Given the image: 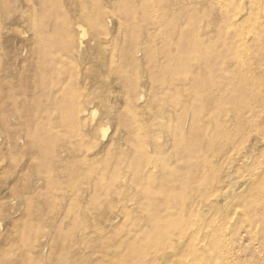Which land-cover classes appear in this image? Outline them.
<instances>
[{
  "label": "rangeland",
  "instance_id": "1",
  "mask_svg": "<svg viewBox=\"0 0 264 264\" xmlns=\"http://www.w3.org/2000/svg\"><path fill=\"white\" fill-rule=\"evenodd\" d=\"M0 83V264H261L264 0H0Z\"/></svg>",
  "mask_w": 264,
  "mask_h": 264
},
{
  "label": "bare ground",
  "instance_id": "2",
  "mask_svg": "<svg viewBox=\"0 0 264 264\" xmlns=\"http://www.w3.org/2000/svg\"><path fill=\"white\" fill-rule=\"evenodd\" d=\"M244 1V0H243ZM245 5V4H244ZM244 12V11H243ZM246 13V12H245ZM241 16V15H240ZM168 22V21H167ZM169 23V22H168ZM171 23V22H170ZM170 23H169V25H170ZM175 25V24H174ZM183 33V32H182ZM83 35V34H82ZM180 40V39H179ZM70 42H72V41H66L65 42V44L63 43V44H61V48L63 49L64 47L66 48V49H69L70 47H71V43ZM185 42H187V40L185 41ZM81 44V43H80ZM183 45V44H182ZM186 45V44H185ZM211 45V44H210ZM81 46V45H80ZM72 47H73V44H72ZM183 47H184V45H183ZM212 47V46H211ZM77 48V47H76ZM75 48V49H76ZM81 48V47H80ZM186 48V47H185ZM184 48V49H185ZM65 49V50H66ZM71 49V48H70ZM75 49H74V51L73 52H75ZM78 49V48H77ZM211 50V49H210ZM77 51V50H76ZM67 52H71V51H68L67 50ZM78 52V51H77ZM203 53H204V51H203ZM180 61V60H179ZM191 61V60H190ZM215 61V60H214ZM181 62V61H180ZM215 64V63H214ZM215 74V73H214ZM4 78V77H3ZM200 79V78H199ZM202 79V80H201ZM201 83H204V85H213L214 86V81L212 80V78H209L208 76H206V81H205V76L203 77V76H201ZM200 80H198L199 81V83H200ZM2 83V82H1ZM0 83V87H1V84ZM10 83V82H9ZM8 83V84H9ZM194 83H196V82H194ZM4 84V83H3ZM29 84V83H28ZM5 85V84H4ZM203 85V84H202ZM13 86V85H12ZM35 88L36 87H39L38 88V91H43V89H41L43 86H42V84L41 83H37L35 86H34ZM207 87H209V86H207ZM6 89V87H3L2 89ZM24 89V88H23ZM1 90V89H0ZM25 90H26V88H25ZM27 90H30V87L27 89ZM33 90H35L34 88H33ZM41 91H40V93H41ZM13 92V91H12ZM21 92H23V91H21ZM25 92V91H24ZM24 92H23V94H24ZM1 93L3 94V91L1 92L0 91V98L5 94H3L2 96H1ZM14 93V92H13ZM12 93V94H13ZM18 93H19V91H18ZM31 93V92H30ZM35 93V92H34ZM8 94V93H7ZM21 94V93H20ZM28 94V93H27ZM11 94H9V95H7V97H5L6 98V100L8 99V100H10V103H12L13 102V96L11 97L10 96ZM31 95H32V93H31ZM22 96V95H21ZM26 96V95H25ZM28 96V95H27ZM33 96V95H32ZM34 96H35V94H34ZM37 97H38V95H37ZM36 97V98H37ZM4 97H2V99H3ZM18 98H19V96H18ZM19 99H21V98H19ZM19 99H17V100H19ZM25 99V98H24ZM24 99H23V101H24ZM27 99V98H26ZM32 99V98H31ZM34 99V98H33ZM1 100V99H0ZM1 102V101H0ZM7 101H5V103H6ZM15 102H17L16 100H15ZM18 102H21V100L20 101H18ZM7 103H9V101L7 102ZM23 102H21L20 103V105H23L22 104ZM19 105V106H20ZM27 106V105H26ZM26 106H22L23 108H25ZM22 107H20V108H22ZM11 108H13V107H11ZM16 108V107H15ZM19 108V109H20ZM7 109V108H6ZM8 110V109H7ZM28 110V109H27ZM21 111V112H20ZM19 112H20V114H21V122H22V127H24L25 128V130L24 131H26V133H27V136H29V138L32 136V135H34L35 136V133H29V125L27 124L29 121V116L28 117H26V109L25 110H20ZM83 111V110H82ZM86 111V110H85ZM18 112V111H17ZM80 112V111H79ZM8 113H9V111H8ZM12 113V112H11ZM14 113V112H13ZM81 113V112H80ZM10 114V113H9ZM15 114H17V113H14V115ZM19 114V113H18ZM18 114H17V116H18ZM12 115V114H11ZM10 115V116H11ZM14 115H12V116H14ZM16 116V115H15ZM20 117V116H19ZM10 118V117H9ZM13 118H15V117H13ZM28 118V119H27ZM15 120V119H14ZM16 120H19L18 118L16 119ZM15 122V121H14ZM76 122V121H75ZM19 123V122H18ZM18 128H20V130L22 129L20 126L18 127ZM23 128V129H24ZM42 130V129H41ZM20 132H22V131H19V133ZM17 134H18V131H17ZM19 135V134H18ZM18 135H17V139L16 140H18ZM24 135H25V137H26V134L24 133ZM15 136H16V134H15ZM14 136V137H15ZM105 136V130L103 131V137ZM20 137V136H19ZM33 137V136H32ZM22 139V138H21ZM20 139V141H22ZM27 139H28V137H27ZM31 139V138H30ZM37 139H39V138H37ZM36 139V140H37ZM46 139V138H45ZM16 140H14V141H16ZM31 141V140H30ZM33 141H35V140H33ZM19 142V141H18ZM25 142H27V141H25ZM15 143H17V142H15ZM27 144V143H26ZM32 144H36V142H32ZM25 145V144H24ZM37 145L39 146L38 148H39V151L41 152L40 153V155L39 156H41V154L43 155V154H45V151L47 150V149H45L44 147H43V143H42V140L40 141V140H38V142H37ZM26 148V147H25ZM33 148H34V146H33ZM28 149V147L26 148V149H24L25 150V152H26V150ZM30 149L32 150V147H30ZM37 149V148H36ZM45 149V150H44ZM51 149V148H50ZM35 150V149H34ZM38 150V149H37ZM37 150H36V152H37ZM42 150H44V153H43V151ZM29 150H27V152H28ZM48 151V150H47ZM53 151V150H52ZM31 152H33V151H31ZM35 152V153H36ZM29 153L30 152H28V153H26V154H28V156H29ZM37 153H39V152H37ZM47 153V152H46ZM31 155L30 156H32V153H30ZM53 154V153H52ZM34 155V154H33ZM56 155V154H55ZM27 156V155H26ZM27 156V157H28ZM29 156V157H30ZM36 156H34L33 158H35ZM48 157V156H47ZM248 157V156H247ZM37 158V157H36ZM41 158V157H40ZM58 158V157H57ZM246 158V157H245ZM39 159V158H38ZM56 159V158H55ZM33 160V159H32ZM47 159H45V161H46ZM54 160V159H53ZM34 161H36V159L34 160ZM40 161V160H39ZM246 161H248V159H246ZM44 163V162H43ZM47 163H49V162H47ZM44 166V165H43ZM51 166V165H50ZM58 176V175H57ZM39 180H41V179H39ZM38 180V181H39ZM55 181H56V179H55ZM263 198H264V195H263ZM263 200V199H262ZM264 202V200L262 201V203ZM261 203V205L259 204L258 205V203L257 204H254L252 207H251V215H250V220H249V230H248V234H249V242L252 244V246H254L253 248H255L254 249V251L252 250V248H250V250H248V252H249V254H248V260H250L252 257H258V259H260L261 261V264H264V204H262ZM257 247V248H256ZM242 251H240V254H237V261H238V263L239 264H242V262L244 263V261L242 260ZM259 255H260V257H259ZM247 260V261H248ZM250 261H252V260H250ZM254 261V260H253ZM252 261V262H253ZM251 262V263H252ZM254 263V262H253ZM252 263V264H253ZM256 264V263H255Z\"/></svg>",
  "mask_w": 264,
  "mask_h": 264
}]
</instances>
